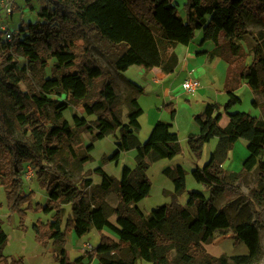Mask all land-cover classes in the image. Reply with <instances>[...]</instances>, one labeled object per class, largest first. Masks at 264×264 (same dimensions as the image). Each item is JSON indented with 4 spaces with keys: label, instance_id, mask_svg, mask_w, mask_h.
I'll use <instances>...</instances> for the list:
<instances>
[{
    "label": "trees",
    "instance_id": "1",
    "mask_svg": "<svg viewBox=\"0 0 264 264\" xmlns=\"http://www.w3.org/2000/svg\"><path fill=\"white\" fill-rule=\"evenodd\" d=\"M28 5L31 11H35L30 0ZM184 9L185 18L182 17L175 0H40L38 21L27 24L24 32L27 31L28 35L24 39L14 44L7 40L1 43L3 33L0 32V80L16 101L18 121H29L30 107L35 116L42 117L45 105L57 101L47 94L65 93L66 97L84 99L89 93L85 77L91 80L103 77L105 79L99 88L98 98L85 109L89 116L98 114L94 120L98 131L93 135V142L86 147L88 154L81 157L80 161L83 164L90 161V152L95 148L94 141L103 139L118 127L122 132L117 143L118 148H136L138 152L136 167L124 165L120 179L107 173L101 166L94 170L102 176L100 186L104 191L117 187L121 198L119 206L115 209L117 224L109 220L110 215L104 205H86L80 192L66 194L69 202L75 204L72 226L79 237L87 234L92 228L101 232L108 227L120 237V242L128 246L129 260L111 257L112 253L120 252V243L103 235L100 244L90 255V260L97 256L99 264H137L139 259L151 264H255L259 261L260 233L254 221L248 219L234 224L228 213L219 208L211 197L214 193L220 194L227 189L236 188L226 180L228 172L223 168L222 162L236 142L245 139L248 141L249 154L241 173L247 174L257 169L263 186L256 198L264 201V160L261 159L264 153V115L257 117L245 111H231L234 105L242 102L236 94L237 89L241 87L240 83L232 86L226 79L224 92L229 96L228 101L224 105L208 103L204 111L196 115L201 126L200 133L190 134L188 138L189 147L196 158L201 157L206 143L215 137L219 138L218 146L212 152L210 160L203 167L197 166L192 171L195 180L204 184L211 191V196L191 191L186 205H182L179 195L186 189L187 172L182 165L167 167L164 173L171 178L175 188L172 202L153 208L147 217L137 206L133 207L138 216L135 217L131 205H136L150 195L152 182L147 171L151 162L165 158L173 159L181 152L179 134L173 131V124L157 121L147 140L141 143L135 132L142 128L140 117L144 114V109L137 97H132L128 112L129 121L122 123L114 105L118 98L117 93L99 64L88 66L85 73L79 70L68 71L60 78L46 79L43 83L44 93L40 95L30 96L19 86L21 80L16 74L14 47L20 49L29 62L43 67L48 66L51 57L57 59L56 68L60 66L68 69L75 64V54L65 44H61L48 55L40 52L45 42L58 41L66 29V19L72 17L75 23L93 24L92 30L101 32L113 44H124L123 53L113 64L118 72H125L131 66L138 65L146 70L158 67L165 74L174 73L179 64L175 47L179 44L189 45L198 31L203 32L204 42L212 41L215 44L212 51L198 53L199 56L207 55L209 59L220 56L217 50L222 36L229 41L233 54H242L246 50L243 43H246L253 52L254 60L242 69L239 78L246 81L254 93L263 92L264 77L260 75L259 68L264 71V35L255 45V38L248 29L247 18L250 15L264 19V0H187ZM131 84L138 93L144 92L142 86L134 82ZM252 106L260 108L256 99L253 100ZM68 107L66 102L56 107L58 120L63 118V112ZM223 112L230 118L226 127L220 125ZM74 124L89 132L94 130L93 124L85 117L75 116ZM49 133L54 136L64 134L71 138L74 130L64 118L61 124H54ZM0 146L20 156L19 150L12 143L1 110ZM56 151V147L51 149L52 153ZM22 173L21 167H15L14 176L18 186L22 184ZM91 179L87 180L89 184H92ZM50 197L51 200L59 199V185L50 191ZM193 207L196 209L195 217L201 224L199 231L191 227ZM42 209L46 212L52 210L50 205ZM259 217L261 212L258 213ZM231 227H234L236 243H244L249 250L248 254L231 257L234 263H230L227 258H217L207 253L203 246L214 239L217 231ZM49 228L52 230L50 238L61 245L57 256L59 264H73L68 260L67 251L63 246L64 231L61 219H55L49 224ZM35 230L38 235L39 226H35ZM7 241L8 234L0 221V263ZM81 260L82 257L75 259L74 264H81ZM16 264H21V260Z\"/></svg>",
    "mask_w": 264,
    "mask_h": 264
},
{
    "label": "rangeland",
    "instance_id": "2",
    "mask_svg": "<svg viewBox=\"0 0 264 264\" xmlns=\"http://www.w3.org/2000/svg\"><path fill=\"white\" fill-rule=\"evenodd\" d=\"M2 1L4 0H0V4ZM12 1L16 5L15 12L9 18H2V21L9 22L14 30V36L10 41L11 44H14L28 35L27 31L24 32L27 24L38 21L37 12L40 8V0H30L35 11H31L28 0ZM186 1L175 0L184 18L186 16L184 9ZM247 20L248 29L255 38L253 43L256 45L264 35V19L249 15ZM93 26V24L75 23L73 18L69 17L65 22L66 29L58 41L45 42L40 48L42 54L48 55L61 44L67 45L76 57L75 64L68 69L60 66L56 68L57 59L55 57L49 58V64L46 67L31 63L20 49L14 47L13 55L17 61L16 74L21 80L20 88L30 96L40 95L44 93L43 83L46 79L60 78L68 71L79 70L85 73L88 66L99 64L117 93L118 98L114 105L121 122L125 124L129 121L128 111L132 97L136 96L144 109V114L140 117L143 127L138 133L141 141H146L150 133L148 129L155 120L173 123V129L179 134L181 152L173 159L165 158L151 162L147 171L152 182L150 195L139 204L131 205L132 211L133 207L137 206L147 217L153 208L172 202L175 193L174 184L171 178L164 173V169L174 168L177 164L182 165L187 172L186 189L179 195V202L185 205L191 191H199L210 197L209 190L204 184L195 180L191 170L196 162L203 164L209 159L210 153L218 146L217 137L204 145L200 158H196L192 153L188 138L190 134L199 130L196 115L204 111L205 105L225 102L227 93L218 92L225 86V80L227 79L232 86L237 83L241 85L243 80L239 78V74L245 66L247 67L253 62L252 50L246 43H243L246 50L242 54H233L229 41L222 36L220 47L217 50L220 54L218 59L227 62V70H225L224 63L221 62L212 70L208 68V72L199 76L201 81L199 90L189 93L181 89V86L184 80L190 77V74L180 68L165 79H159L155 71L146 70L138 65L127 73L126 71L118 72L113 64L116 58L123 53L124 44H113L101 32L92 30ZM200 32L203 37L202 31ZM154 35L157 36L155 31ZM4 41L6 39L1 37V43ZM177 46L175 51L183 61L187 46L183 44ZM259 69L260 75L264 77L263 69L261 67ZM191 77L197 76L192 75ZM85 79L89 93L84 99L76 100L69 96L66 97L65 93L61 95H56L55 92L47 94L57 101L45 105L40 118L33 114L32 107H30L31 117L26 123L18 121L15 110L16 101L0 80V110L6 119L12 143L20 152V156H17L9 149L0 146V221L8 234V241L3 248L0 264H16L20 260L21 264H59L57 256L61 245L58 241L50 238L52 230L49 228V224L58 218L62 221V230L64 231L63 246L67 251L68 260L73 264L75 259L80 257H82L81 264H99L98 257L95 256L90 260V255L100 244L103 235L120 243V252L112 253L111 257L130 259L127 244L120 242V237L112 229L106 227L105 233L92 228L87 234L79 237L72 226V220L75 217V204L69 202L66 195L69 192H80L81 199L88 206L104 205L110 215L109 220L117 224L115 209L121 200L117 187H113L110 191H104L100 186L102 176L94 170L101 166L107 173L120 179L124 165L136 167L138 154L136 148L129 150L118 148L117 143L120 141L122 133L121 128L118 127L103 139L94 141L95 148L90 152L92 156L90 161L85 164L80 161L81 157L88 154L86 147L93 142V135L98 131L97 126L94 125L98 114L89 116L85 109L88 104L98 98L99 88L105 78L91 80L86 76ZM126 79L145 87V92L137 93L135 87L130 84L131 81ZM247 88H241L236 92L242 100L241 103L236 104L237 111H252L254 96L260 106L261 116H263L264 91L254 93L249 86ZM187 99H190L192 103ZM62 102H66L69 107L63 112V118L58 120L56 107ZM75 116L85 117L90 121V124H93L94 130L89 132L85 128L75 126ZM64 118L72 125L73 137L70 138L64 134L51 135L50 128L54 124H61ZM240 140L242 139L237 142ZM53 147L57 149L55 153L51 152ZM229 154L225 165L230 171L240 172L236 175L227 173L226 180L236 188L227 189L220 194L214 193L211 197L219 208H223L228 213L234 224L248 219L254 221L259 229L261 243L260 258L255 264H264V201L256 198L263 183L258 178L257 169L247 174L241 173L244 161L248 156V148L243 142L239 143L235 149L233 147ZM262 160H264V153ZM17 166L22 168L24 174L29 168L33 170L29 180H25L24 176L22 178V173L20 186L14 176V169ZM88 178H92V184L87 182ZM56 185H59L60 197L58 200H51L50 191ZM46 205L51 206L50 212L42 209ZM191 210L194 216L191 227L193 230L199 231L201 224L195 217L196 209L193 207ZM260 212L261 217L258 218ZM133 214L138 217L134 211ZM35 226H39L38 235ZM87 244L92 245L91 250ZM203 246L207 253L217 258H227L230 263H234L231 257L249 253L244 243H236L234 227L217 231L214 239ZM137 264L151 263L139 259Z\"/></svg>",
    "mask_w": 264,
    "mask_h": 264
},
{
    "label": "crops",
    "instance_id": "3",
    "mask_svg": "<svg viewBox=\"0 0 264 264\" xmlns=\"http://www.w3.org/2000/svg\"><path fill=\"white\" fill-rule=\"evenodd\" d=\"M203 33V32H202ZM203 37H204V35H203ZM203 37H201V32L200 31H198L197 32V35H196V37H195V39L189 44V45H185V46H187V48H186V53L184 54V57H183V61H182V59H181V57H180V55L178 54V57H179V64H178V66H177V68H176V70H178L179 68L180 69H183V71H186V72H188L189 74H190V77L193 75V76H197L198 78H199V76H203L206 72H208V68H210V70H212V69H214V68H216L218 65H219V62H221V63H224V66H225V70H227V62L226 61H223V60H220V59H218V56L217 57H214L213 59H209L208 58V56L207 55H201V56H199L198 55V53H200V52H209V51H212L213 49H215V44H214V42H212V41H207V42H204L203 41ZM196 44V45H195ZM195 45V46H194ZM178 47V46H177ZM185 61V62H184ZM208 65H210V66H208ZM134 67H138L137 65H133V66H131L127 71H130V70H132V69H134ZM141 68V67H140ZM142 69V68H141ZM127 71H126V73H127ZM149 71H155L156 72V74L158 75V78L159 79H165V78H168L169 77V74H165V73H163L162 71H160V69H158L157 67H155V68H153V69H151V70H149ZM225 76H226V71H225ZM189 78V77H188ZM187 79V78H186ZM127 80V79H126ZM127 81H131V82H134V81H132V80H130V79H128ZM225 82H226V80H225ZM135 83V82H134ZM131 84V83H130ZM137 84V83H136ZM224 85H225V83H224ZM248 86H247V84H246V81H243L242 83H241V87L240 88H238L237 89V91L238 90H240L241 88H247ZM144 88V92H145V87H143ZM181 89H182V86H181ZM248 89V88H247ZM135 90H136V88H135ZM168 92H169V90H167ZM236 91V92H237ZM136 92H137V90H136ZM218 92H224V86H223V88L222 89H219L218 90ZM138 93V92H137ZM225 99L228 101V99H229V96H225ZM255 98H254V96H253V100H254ZM188 101H190L191 102V100L190 99H187ZM225 100V102L224 103H220V102H216V103H220V104H222V105H224L227 101ZM253 100H252V102H253ZM139 101V100H138ZM192 103V102H191ZM141 105V104H140ZM206 106V105H205ZM236 107H237V105L236 106H234L232 109H231V111H234V112H236L237 111V109H236ZM252 107V111H250L249 113L250 114H252V115H254V116H257V117H260L261 116V110L259 109V108H255V107H253V106H251ZM129 112V111H128ZM143 116V115H142ZM157 121H159V120H155L152 124H151V126H150V128L148 129L149 130V132L151 133V131H152V129H153V127H154V125H155V123L157 122ZM229 121H230V118L228 117V115H227V113H225V112H223V117H222V119H221V121H220V125L222 126V127H226L227 125H228V123H229ZM165 122H168V121H165ZM170 123V122H169ZM171 124H173V123H171ZM141 126L143 127V125L141 124ZM173 128H174V125H173ZM197 128H199V130L196 132V133H193V134H198V133H200V130H201V126H200V123H199V121L197 120ZM151 130V131H150ZM173 131H175L174 129H173ZM148 132V133H149ZM138 133H139V131H137V132H135V135H136V137H137V139L141 142V143H144V141H141L140 140V138H139V136H138ZM150 133H149V135H150ZM149 135H148V137H149ZM147 137V138H148ZM147 140V139H146ZM217 141H218V143H219V138H217ZM241 142H243V144L244 145H246V146H248V141L247 140H245V139H242V140H240L239 142H237L235 145H234V149L236 148V146L239 144V143H241ZM218 143H217V145H218ZM233 150V149H232ZM231 150V151H232ZM213 152V151H212ZM211 152V153H212ZM211 153H210V157H209V159L206 161V162H208L209 160H210V158H211ZM229 153H230V151H229ZM228 153V155H227V157H226V159H224L225 161L223 162V164H222V166L224 167V169L230 174V175H236V174H238L240 171H238V172H234V171H230V169H228L227 168V166L225 165V162H226V160L229 158V154ZM248 154H249V152H248ZM261 159H262V156H261ZM206 162L205 163H203V164H200L199 162H196V164L194 165V167H193V169L191 170V172L197 167V166H201V167H203L205 164H206ZM198 164H200V165H198ZM178 165H180V164H177L176 166H178ZM175 166V167H176ZM132 168V167H131ZM135 168V167H134ZM122 177V176H121ZM187 180H188V176H187ZM206 189L207 190H209L207 187H206ZM174 191H175V188H174ZM209 193H210V195H211V191L209 190ZM208 193V194H209ZM206 195V194H205ZM207 197H209V195H206ZM188 198H189V195H188ZM187 201H188V199L186 200V202H185V205H186V203H187ZM139 204V203H138ZM101 232H105L106 233V228H104Z\"/></svg>",
    "mask_w": 264,
    "mask_h": 264
},
{
    "label": "built area",
    "instance_id": "4",
    "mask_svg": "<svg viewBox=\"0 0 264 264\" xmlns=\"http://www.w3.org/2000/svg\"><path fill=\"white\" fill-rule=\"evenodd\" d=\"M16 5L12 0H4L0 4V32L3 33V36L8 41L12 40V36H14V30L11 28V25L9 22L2 21V18H9L13 15L15 12ZM201 86V81L198 77H189L184 80L182 83V89H184L187 92H196L199 90ZM24 171V170H23ZM32 169L29 168L25 171V174L23 172L22 178L24 176L25 180H29L32 175ZM88 248H92L91 244H87Z\"/></svg>",
    "mask_w": 264,
    "mask_h": 264
},
{
    "label": "bare ground",
    "instance_id": "5",
    "mask_svg": "<svg viewBox=\"0 0 264 264\" xmlns=\"http://www.w3.org/2000/svg\"><path fill=\"white\" fill-rule=\"evenodd\" d=\"M2 33V32H1ZM4 37V36H3ZM7 40V39H6Z\"/></svg>",
    "mask_w": 264,
    "mask_h": 264
}]
</instances>
